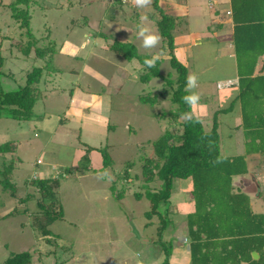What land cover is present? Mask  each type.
Listing matches in <instances>:
<instances>
[{
    "label": "rangeland",
    "instance_id": "374dc122",
    "mask_svg": "<svg viewBox=\"0 0 264 264\" xmlns=\"http://www.w3.org/2000/svg\"><path fill=\"white\" fill-rule=\"evenodd\" d=\"M10 1L0 0V3ZM33 1L30 7L32 33L38 47H52V66L56 73L48 76L47 81L51 83L35 107L37 117L30 121L0 118V144L12 141L16 146L14 154L0 155V170L3 163L13 162L15 166L9 178L17 189L15 196L11 197L0 186V264L12 253L28 250L32 253V264H54L57 261L59 264H160L164 253L160 244L153 242L157 239L159 220L156 216L151 220L145 216L149 210L145 197L135 198L138 182L118 185V188L125 187L122 199L113 196L109 186L115 175H121L125 164L131 161L135 162L131 177L141 176L136 162L139 156L149 154L144 142L159 135V126L152 115L162 108L167 109L169 101H162L160 106L140 103L138 93L142 90L144 93L147 90L160 92L163 82L153 80L148 86L136 83L139 64L135 60L127 64L114 55L105 47L107 41L102 37L131 42L144 55H165L168 51L161 49V40L155 47L146 49L142 46L143 39L137 35L139 24L158 34L155 24L158 14L151 4L137 9L131 0H125L122 8L114 11L109 9L105 0ZM162 2L166 4L169 0ZM169 5L174 8L172 12L190 22L175 32L178 58L186 61L188 67L194 66L197 72H192L198 77L197 81H210L195 88L200 100L206 96L209 99L206 106L199 101L193 113L201 119L211 118L214 111L226 106L234 95V91L227 88L211 96L218 80H235V58L229 53L232 48L215 39L216 32H209L206 28L207 22L211 25L214 18H211L214 11L207 10V0H175ZM141 15H147L148 20L142 22ZM84 18L86 23L81 21ZM202 25L206 26L205 29ZM195 26H201L202 30L189 29ZM226 30L224 28V34L220 33L228 38ZM19 32L9 9L0 5V36L25 43L26 39L21 38ZM10 41L5 40L2 44L5 57L2 68L6 73L11 72L14 79L1 78L5 89H15L33 65L44 64L43 59H35L33 51L26 58L17 48L10 46ZM8 48H11L10 53L6 50ZM160 71L163 75L173 73L168 57L163 59ZM70 95L77 101L70 100ZM228 116L232 126L238 123V107ZM221 129L224 134H233V138L225 143V152L228 155L242 153V134L225 124ZM95 149H106L112 165L103 167L101 153ZM86 155L88 160L84 158ZM256 164L257 160L251 163L250 169L264 190V164L259 163L254 168ZM104 170L113 177L110 181L107 177L97 179V174ZM62 172L63 177L58 179L59 188L54 190L58 192L64 217L49 227L57 237L47 242L36 237L30 226V213L36 210L39 194L29 182L34 177L59 178ZM247 180L246 186L250 185V194L254 196L255 182ZM188 182L176 184L172 204L167 207L172 221L162 234V242L171 240V264L188 262L184 242L187 235L185 216L191 206L186 193ZM27 194H34L35 198L23 204L18 202ZM251 203L256 213L264 210L261 199L251 198ZM14 208L20 213L8 215ZM48 250L55 252L45 255L43 252ZM148 254L152 256L147 258Z\"/></svg>",
    "mask_w": 264,
    "mask_h": 264
},
{
    "label": "trees",
    "instance_id": "16d2710c",
    "mask_svg": "<svg viewBox=\"0 0 264 264\" xmlns=\"http://www.w3.org/2000/svg\"><path fill=\"white\" fill-rule=\"evenodd\" d=\"M160 1L152 0L151 6L158 14L155 24L161 36V49L168 52L159 56L154 67L144 65V60L153 56L141 54L133 43L102 35L107 41L105 47L114 55L124 59L127 64L133 60L139 64L136 83L148 86L153 80L163 82L160 92L147 90L144 93L142 90V93H138L140 103L160 106L162 101H169L167 109L162 108L152 115L159 126V135L144 142L149 154L139 156L136 162L139 163L141 176L131 177L130 171L135 162H128L122 174L115 175L114 180H111L109 189L113 196L122 199L125 196V187L118 188V185H134L138 182V190L134 192L135 198L145 197L149 202V210L145 212V216L149 220L156 216L159 220L156 227L157 239L153 242L160 244L163 250L164 259L161 264H169L172 251L171 240L168 243L162 242V234L172 221L167 207L172 204L176 184L185 180L190 182L186 193L191 206L185 216L190 263L264 264V210L256 213L251 203V198L264 202V190H261L255 173L250 169L255 160L257 164L254 168L259 163L264 164V74H255L259 66L258 72L264 70V0H229V13L214 12L216 19H212L208 30L216 32L214 38L219 42H229L228 46L232 48L236 63V84L231 85L236 91L226 106L215 110L211 118L206 116L202 119L193 113V109L197 107L190 109L181 99L188 94L185 91L186 78L197 72L194 66L188 67L186 61H180L175 50V32L181 29L182 25L187 26L188 20L172 12L174 8L170 7V3L161 4ZM33 2L12 0L7 4L0 3L9 9L18 24L19 36L26 39L23 43V40L10 41L8 36H0V118L30 121L37 117L35 107L43 97L46 86L51 83L47 81L48 76L56 73L52 66V47H38L32 33L30 7ZM107 3L109 9L114 11L113 9L122 8L124 2L114 0ZM81 21L86 23V18ZM228 22L232 25V32L227 38L220 32H223ZM5 40L10 41V46L17 48L26 58L33 51L35 59L44 60L42 66L33 65L23 76V82L17 84L15 89L2 87L1 78H13L11 72L6 73L2 68L5 63L2 44ZM6 50L11 52V48ZM165 57H168L173 73L163 75L160 65ZM206 82L210 81H197V85ZM219 83L218 80L216 91L211 96L222 91ZM192 91L195 92V89ZM208 99L206 96L200 101L206 106ZM235 107H238L239 122L232 126L228 114L232 113ZM188 112L192 113V120L186 122L181 119V114ZM224 115L225 117H222ZM224 124L234 132L239 131L242 134V153L228 155L225 152V146L233 138V134L223 133L221 128ZM95 150L101 153L103 167L112 165V159L106 149ZM15 151L16 146L12 141L0 144L2 156L7 153L14 154ZM84 158L88 160L87 155ZM14 166L12 161L3 163L0 170L1 189L3 192H9L11 197H14L17 191L9 178ZM59 174H62L59 178L34 177L29 182L37 188L39 194L36 210L30 213V226L36 237L47 242L57 237L49 227L64 217L58 192L54 190L59 188L58 179L63 177L64 172ZM247 179L250 183L255 182L254 196L250 194V185L246 186ZM157 182L158 186H151ZM33 198L34 194H27L18 202L23 204ZM17 213L20 211L14 208L8 215ZM54 252L48 250L43 253L49 255ZM252 253H257L258 259H253ZM3 264H32V253L29 250L12 253Z\"/></svg>",
    "mask_w": 264,
    "mask_h": 264
},
{
    "label": "clouds",
    "instance_id": "9594fccd",
    "mask_svg": "<svg viewBox=\"0 0 264 264\" xmlns=\"http://www.w3.org/2000/svg\"><path fill=\"white\" fill-rule=\"evenodd\" d=\"M131 2H132V5L136 7L137 9H143V8L148 7L152 3V0H131ZM140 20L142 22L147 21L148 16L141 15ZM137 29H138L137 35L143 39L142 46L144 48L146 49L153 48L160 42L161 36L159 34L152 33L151 30L148 27L144 26L143 24L137 25ZM83 46L86 47V44ZM77 51L78 49L74 50L72 55H75ZM158 59H159V56H153L151 59H145L144 65H146L149 68L154 67ZM197 80H198V77L196 76L195 73L188 75V77L186 78V85H185V91L188 94L184 95L181 98L182 101L185 104H187L190 109L199 106L200 95L192 91L193 89L197 87ZM181 119L186 122L192 120V113L191 112L182 113ZM101 177H107L109 181L113 178L109 174L108 170H104L103 172H100L97 174V179H101Z\"/></svg>",
    "mask_w": 264,
    "mask_h": 264
},
{
    "label": "crops",
    "instance_id": "0c3cea01",
    "mask_svg": "<svg viewBox=\"0 0 264 264\" xmlns=\"http://www.w3.org/2000/svg\"><path fill=\"white\" fill-rule=\"evenodd\" d=\"M170 1H171V3H173V2H175V0L174 1H172V0H169V2L168 3H170ZM216 7V8H215ZM207 10L209 11V10H213L214 12L215 11H220V13H227V11L228 10H230V4H229V0H207ZM214 16V18L216 19V15L215 14H213L212 16H211V18ZM210 18V19H211ZM213 18V19H214ZM193 20H195L196 21V19H193ZM105 21V20H104ZM201 21V20H200ZM208 21H210V20H208ZM188 23L187 24H189L190 22L189 21H187ZM201 22H205V21H201ZM211 23V22H210ZM209 23V24H210ZM206 24V23H205ZM228 27L226 26L225 27V30H226V32L225 33H228V34H230L231 32H232V25H230V23H228ZM207 26V27H206ZM206 28H208V22H207V24H206ZM202 27L205 29V27H204V25H202ZM201 26H195V27H192V28H189L190 30H195L196 28L198 29V28H202ZM202 30V29H201ZM224 33V32H223ZM227 34V35H228ZM199 42V41H198ZM226 43H227V45H229V42H227L226 41ZM229 53H231V57H234L233 56V54H232V52H229ZM260 67V66H259ZM259 67H257V69H256V71H255V74H257V73H260V74H264V70L262 71V72H258L259 70ZM227 84V86H223V84ZM220 85H221V87H222V91L223 90H225V89H232L233 91H234V93H235V87H233L232 85L233 84H236V80H233V81H230V80H226V81H221L220 83H219ZM232 84V85H231ZM78 91H79V89L76 91L77 93H78ZM75 92V93H76ZM233 96V95H232ZM87 98V96L86 97H84L83 99H86ZM70 100H72V101H77V100H75V98L74 97H70ZM72 104V103H71ZM48 115V114H47ZM79 117V116H78ZM80 118V117H79ZM65 121H67V119H65ZM69 121V120H68ZM81 121H82V119H81ZM233 155V154H232ZM39 160V159H38ZM52 165V164H51ZM187 235H185V237H184V242L186 243V245H187V247H186V251H185V253H186V259L188 260V262H186V263H180L179 261H177L175 264H191L190 263V251H189V245H188V240H187V237H186ZM150 255L152 256V254H148L147 255V258H149L150 257ZM170 256H171V254H170ZM253 258V257H252ZM164 259V258H163ZM157 260V259H156ZM163 261V260H162ZM162 261L160 262V264L162 263ZM169 264H171L170 262H169Z\"/></svg>",
    "mask_w": 264,
    "mask_h": 264
},
{
    "label": "water",
    "instance_id": "95a60500",
    "mask_svg": "<svg viewBox=\"0 0 264 264\" xmlns=\"http://www.w3.org/2000/svg\"><path fill=\"white\" fill-rule=\"evenodd\" d=\"M252 257H253V259H255V260H256V259H258V257H259V256H258V254H257V253H252Z\"/></svg>",
    "mask_w": 264,
    "mask_h": 264
},
{
    "label": "built area",
    "instance_id": "2783aa9c",
    "mask_svg": "<svg viewBox=\"0 0 264 264\" xmlns=\"http://www.w3.org/2000/svg\"><path fill=\"white\" fill-rule=\"evenodd\" d=\"M105 1L113 2L114 0H105ZM123 2H125V0H123ZM227 13H229V12H227Z\"/></svg>",
    "mask_w": 264,
    "mask_h": 264
}]
</instances>
